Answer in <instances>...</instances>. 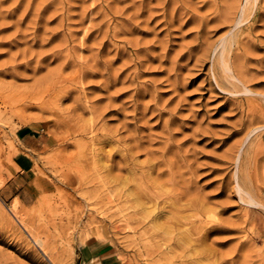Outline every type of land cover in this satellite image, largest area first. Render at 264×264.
I'll use <instances>...</instances> for the list:
<instances>
[{"label":"rangeland","instance_id":"1","mask_svg":"<svg viewBox=\"0 0 264 264\" xmlns=\"http://www.w3.org/2000/svg\"><path fill=\"white\" fill-rule=\"evenodd\" d=\"M49 257L264 264V0H0V264Z\"/></svg>","mask_w":264,"mask_h":264},{"label":"bare ground","instance_id":"2","mask_svg":"<svg viewBox=\"0 0 264 264\" xmlns=\"http://www.w3.org/2000/svg\"><path fill=\"white\" fill-rule=\"evenodd\" d=\"M85 74V72H84ZM48 81V79H44L42 80L40 84H37V86H35L31 91L33 93H31L32 95L34 94H44V93H52L53 92V86L51 85V83H48L47 85H45L44 87L43 84ZM49 82V81H48ZM52 86V87H51ZM56 97H58V93H54ZM89 106H85V109H88ZM98 113H100L98 115V117L102 116V118L104 117V111H100V110H96ZM95 109H92L90 108V112L93 113V112H96ZM72 119V118H71ZM73 120V119H72ZM96 126H97V123L96 121L94 120V123H90V125H88L86 131L87 133H94L95 129H96ZM82 132H85V129L82 130ZM86 133V132H85ZM109 140V139H108ZM108 140H102V145H104L105 143H108L109 141ZM168 152H169V148H164L161 152H160V155L159 156H156L155 159L149 163V169L155 171V170H159V174H163L165 173L164 170L161 168V167H165V166H170L171 168L173 167V161L170 160V157L168 156ZM110 156V154H107L105 153L104 151V146H102V169H104V172L108 174H111V172L114 170V169H118V170H121L122 169V164L120 162H117V161H114ZM172 171V170H171ZM144 173V178L148 177V175ZM106 175V176H107ZM171 178L172 180L174 181L176 178H177V175L175 172H172L171 173ZM121 180L120 177L117 175V174H113L111 175L110 179H109V182H113V181H118ZM67 181L72 184V180L71 179H67ZM118 183V182H117ZM163 184V182H159V185ZM117 186V185H116ZM142 189H150V187H143ZM239 189H246L245 186L243 184H239ZM251 203L254 204V205H259V203L255 200V198L253 196H251ZM262 205V204H261ZM165 207V206H164ZM191 208H194V209H198V206L195 202V200H191ZM11 209V208H10ZM180 209V205L177 204V203H174L171 205V209L169 211H179ZM12 210V209H11ZM165 210V209H164ZM160 213L162 214L163 211H160ZM160 213H157L156 214V217H159ZM178 214V213H177ZM18 216V215H17ZM175 217V216H174ZM170 219V218H168ZM167 219V220H168ZM213 220V219H211ZM210 220V221H211ZM209 221V222H210ZM168 222L169 221H166L164 223H160V224H155L154 225V228L152 229V232L153 234H155V236H159V231L158 229L160 228L161 230H163L165 233L167 232H170V228L168 226ZM37 240V239H36ZM38 241V240H37ZM43 244V243H42ZM47 254V253H46ZM50 259V257H49ZM53 259V258H52ZM51 260V259H50ZM51 262L54 264V262L51 260ZM91 264H100V261L99 259H94L92 261Z\"/></svg>","mask_w":264,"mask_h":264},{"label":"crops","instance_id":"3","mask_svg":"<svg viewBox=\"0 0 264 264\" xmlns=\"http://www.w3.org/2000/svg\"><path fill=\"white\" fill-rule=\"evenodd\" d=\"M26 146L30 149L33 148V145L30 144L32 139L26 138ZM16 166L18 167L20 172H28L32 169L33 166V159L29 153L21 152L15 156Z\"/></svg>","mask_w":264,"mask_h":264}]
</instances>
